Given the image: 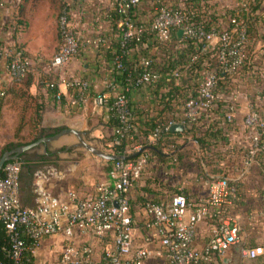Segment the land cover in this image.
<instances>
[{
    "label": "built area",
    "instance_id": "built-area-1",
    "mask_svg": "<svg viewBox=\"0 0 264 264\" xmlns=\"http://www.w3.org/2000/svg\"><path fill=\"white\" fill-rule=\"evenodd\" d=\"M97 1L90 19L85 18L81 2L65 1L66 6L58 15L60 44L46 64L49 71L61 69L86 48L95 51L112 48L114 27L126 54L135 51L130 46L133 41L141 42L146 38L145 46L155 39L168 45L177 34V44L184 45L183 40H193L196 44L202 41V53L218 47L219 67L209 68V63L204 62L199 85L185 101L181 113H174L159 122L146 137L145 144L140 141L130 143L122 154L130 158L113 160L108 171L109 180L100 182L90 197L77 198L71 192L66 199H61L45 194L34 206H24L20 195L21 162H6L0 176V220L8 237L4 247L7 256L12 264H38L35 253L39 243L60 237L61 249L50 264H222L232 246L242 239L241 223L235 214L242 200L240 185L254 167L264 164V155L260 156L264 153V84L260 86L262 79H244L240 74L247 64L251 44L249 28L241 13L248 10L254 0H238L235 15L226 26L220 21L210 29L192 20L191 7L195 0ZM141 6L147 7L149 20L138 18ZM181 29L183 34L180 36ZM124 53L116 54L111 61L112 69L107 70L105 86L110 96L95 90L87 78L75 77L66 81L69 88L77 91L72 99L74 105L92 101L106 111L107 118L112 115L118 118L120 126L115 132L119 137L113 145L119 144L120 139L133 129L135 112L128 93L154 85L162 75L155 68V62L160 60L140 56L132 64L139 70L138 75H128V83L122 88L115 81V71L121 73L125 67ZM3 55L7 59V77L15 83L23 82L32 66L25 50L10 46ZM198 58L199 54H192L190 61L194 63ZM220 72L234 78L220 79ZM166 75L178 83L181 72L174 69ZM48 86H53L52 82ZM5 96V90L1 89L0 115ZM243 111L238 127L237 116ZM201 116L205 119L202 126L197 123L198 127L204 129L214 125L223 129L222 139L218 137L217 144L208 152L211 163L219 167V171L203 176L208 194L199 203L184 192L174 193L166 203L148 201L144 205L145 238L142 242L137 237L138 222L131 211L130 192L156 161L149 145H157L176 124L183 126V132L192 128ZM174 161L177 162L176 158ZM259 188V196L264 201V184ZM258 215L264 230V207ZM207 218L214 219L219 228L199 248L195 242L198 225ZM51 251L52 254L55 252L53 247ZM260 253L264 254V246L260 249L243 247L240 257L255 259Z\"/></svg>",
    "mask_w": 264,
    "mask_h": 264
},
{
    "label": "crops",
    "instance_id": "crops-1",
    "mask_svg": "<svg viewBox=\"0 0 264 264\" xmlns=\"http://www.w3.org/2000/svg\"><path fill=\"white\" fill-rule=\"evenodd\" d=\"M44 0H2L0 5V90L4 89L6 96L2 101L1 115H0V129L13 130L15 132H24L31 129L42 130L48 129L46 126L52 128L55 132H62L66 129H73L80 132L82 137L87 132L96 133L105 129L114 132L112 126L108 124L105 110L94 105L92 101L87 104L72 103V99L76 96V89H71L67 86L66 81L72 78H87L92 87L97 91L107 92L105 81L108 79L107 70L112 69L110 60L106 59L103 52L95 51L91 48L84 49L79 57H76V68L72 71L68 64L61 69L52 72L49 71L45 65L41 68L42 63H46L57 52L60 44L59 30H58V15L61 9L62 2L67 0H55V6L49 9L40 8L39 3ZM80 4L84 11L86 19H90L91 14L94 13V7L98 5L97 0H68ZM208 1V0H206ZM209 2V1H208ZM38 3V4H37ZM37 4V7L33 5ZM214 5V3H210ZM211 12L218 11L214 5ZM220 13V11H218ZM84 16V15H83ZM88 16V17H87ZM138 18L150 19V14L145 6H141L138 10ZM84 19V18H83ZM112 47L116 50V44L119 43V36L117 29H112ZM10 46H17L25 50L26 54L32 61L31 71L38 67L36 60L40 62V69L32 71L26 79L21 83L11 81L6 75L7 59L3 55L4 50ZM33 59V60H32ZM257 63V62H256ZM43 67V66H42ZM66 68V69H65ZM41 72L38 75L36 72ZM44 72V73H43ZM42 77V75H45ZM263 74V73H262ZM264 78V75H262ZM57 81L58 92L61 93L62 98L54 97L48 90V81ZM156 88L143 87L132 93V103L135 112L151 111L157 113L161 108L159 106H152V99L155 97ZM162 91L164 89H161ZM107 95L110 94L107 92ZM242 105L244 102L242 99ZM244 111L237 116V126L240 127ZM141 116L143 117L145 116ZM148 115V114H147ZM91 123V125H90ZM90 125V127H89ZM212 125H208L210 128ZM207 127L201 131H205ZM220 132L223 129L220 126ZM44 131V130H43ZM137 131V129H136ZM57 133L55 135H57ZM68 133L59 134L56 138L42 141L36 146H41L43 152L40 155L30 154L32 149L27 150L21 154V173H20V195L24 206L32 207L36 200L42 195L51 194L61 199H66L69 193L76 194L77 198H87L95 194L97 185L109 180L108 172L106 176L91 187H83L78 181L76 184L69 182L67 176L69 171L59 170L56 162L53 165L44 163L48 158H53L56 153H69L79 143L65 141L61 137ZM240 132H238L239 134ZM76 134V133H75ZM137 134L139 132L137 131ZM53 135V136H55ZM99 136V135H97ZM106 140V145L114 153V145L111 140L112 137ZM234 136V134H233ZM79 137V136H78ZM221 138V136H219ZM188 136L176 138V142L182 144L183 158L181 162H175L171 159V155L157 157L156 161L149 167L139 183L133 187L130 192L132 213L138 222V228H143V221L146 217L144 212V205L142 201L148 199L157 202H169L171 196L176 192H184L195 203H199L204 199L208 190L206 187L204 173L218 172L219 167L211 163V157L200 160L198 155L194 153L195 146ZM146 140L144 135L139 134V139L134 142H143ZM48 144H53L56 148L64 150H50ZM197 145V144H196ZM35 146V147H36ZM33 147V150L34 148ZM128 148V146H127ZM167 149V148H165ZM127 150V149H126ZM167 152V150H165ZM116 155V154H115ZM194 160L199 168H189L188 161ZM208 160V161H206ZM79 163V162H74ZM109 160L108 171L111 167ZM259 166L254 167L252 173L248 174L243 180L241 187L242 200L237 207L235 214L239 217L241 223V241L244 242L243 247L261 248L264 246V230L260 224L259 211L264 207V201L260 198L259 186L263 183L257 184L253 179L261 178L264 181V174L260 173ZM204 170V173H203ZM198 172L193 175L194 172ZM163 174L169 177L176 176L178 180L174 183L170 179H166ZM165 178V179H164ZM92 184L91 182H85ZM87 190V191H86ZM144 199V200H143ZM134 206V207H133ZM218 223L211 218H207L198 225L196 235L197 247H203L216 233L219 226ZM144 231V228H143ZM145 233V231H144ZM137 237L139 238L138 234ZM52 239H60V237H51ZM47 238V239H51ZM145 235L140 236V241L143 242ZM46 240V239H44ZM240 241V242H241ZM62 246V244H61ZM232 250L225 256H229ZM35 258L38 264H41L37 259V252ZM160 264H167L160 263ZM239 264H264V254L260 253L255 259H241Z\"/></svg>",
    "mask_w": 264,
    "mask_h": 264
},
{
    "label": "trees",
    "instance_id": "trees-1",
    "mask_svg": "<svg viewBox=\"0 0 264 264\" xmlns=\"http://www.w3.org/2000/svg\"><path fill=\"white\" fill-rule=\"evenodd\" d=\"M2 0H0L1 5ZM262 3V0H254L248 5V10H243L241 13V16L243 20L248 25L249 33L250 35L256 32L257 23L259 22L258 19L260 18V15L257 12L260 5ZM66 6L65 2H62L61 9ZM191 11H193V21L196 23H202L206 26L207 29L212 28L213 26H216L220 21H226L230 19V17L235 15V9H229L228 11L224 13H218V11L211 12L215 7L214 5H211L206 0H195L194 5L191 7ZM118 17V16H116ZM262 18L264 19V14L262 15ZM115 29V27H114ZM264 38V35H262ZM146 37V36H145ZM143 41V42H142ZM141 42H132L131 47L135 48V51L131 54H126L123 52V49L121 47L120 43L116 44V50L113 51V47L106 50H100V52H103L106 56L107 60L112 61L114 56L116 54H122L124 53L123 63L125 67L122 69L121 73H118L115 71V81L120 84V86L123 88L126 86L127 77L128 75H131V77L137 76L139 73V70L134 69L132 64L139 60L140 56H147L153 58L155 61V68L162 74L160 80L157 83H154V85L149 86L153 87L155 86L156 90L154 92L155 97L152 99V106H159L161 108L157 113L148 111L145 113L140 112L136 113L134 105L132 103V93L129 92L130 96V104L135 112L134 118H133V129L129 131V133H126V135L120 139V143L114 145V153H111L112 155H122L125 154L127 146L139 139V134L144 135L145 137H148L149 134H151L154 130V128L157 126V124L161 121L166 120L170 115L174 113H181V111L184 108L185 101L189 98V95L191 93H194L197 89L200 81V72L203 69L204 62L209 63V68H217L219 67L218 62V47L214 48L211 51H207L202 53L201 47L203 42L199 41L197 44L193 40H183L185 43L177 44L178 42V36L177 34L173 35V39L171 43L168 45L161 44L155 39L150 40L147 45L144 46V42L146 41V38H144ZM249 50V57L247 64L242 67V70L240 74L243 76L244 79H252L253 77H256V74L260 71L257 68L258 64L253 61L252 59V50H253V44H250L248 47ZM81 54V52H80ZM79 54V55H80ZM192 54H199V58L196 62L192 63L190 61V58ZM77 55V57H79ZM1 56V55H0ZM260 65V64H259ZM179 69L181 72V77L179 78L178 83H176L175 78L167 77V72L170 70ZM31 71H29L28 75ZM220 79H233L234 77L223 74L220 72ZM251 74L252 76H250ZM52 82L53 86H48V90L51 94H54L56 98L61 99L58 97V82L57 81H48ZM220 85H222V82H220ZM71 88V87H70ZM73 89V88H71ZM161 89H164L163 91ZM77 94V93H76ZM148 114V115H147ZM143 119L141 116H143ZM205 117L201 116L197 122L193 123L192 128H188L186 131H168L165 135H163L162 139L158 142L157 145H149V150L156 156V157H162L168 156V154L171 155V159H175L177 162H181L183 158V150L185 149L182 144H179L176 142V138L182 137L183 135H187L189 138H191L192 141H194V145L198 146L194 148V153L198 155V158L200 160H204L208 158V152L210 151V147L212 145L217 144V138L222 135L220 132V129H217V126L212 125L210 128H208L205 131H201L200 127L197 126L198 124H201L204 121ZM108 124L113 127L114 134L111 136V140L114 141L116 138L119 137L115 130L119 128L120 122L118 118L115 115H112L111 117L107 118ZM139 134H137V131ZM133 138L130 139L129 135ZM222 137V136H221ZM222 139V138H221ZM224 139V137H223ZM145 144V140L143 141ZM197 144V145H196ZM167 148V149H165ZM167 150V152H165ZM168 153V154H167ZM264 153H260V156H263ZM208 161V160H206ZM112 163V161H110ZM260 173L264 174V164L260 163L259 168ZM204 173V170H203ZM3 175V172L0 173V176ZM205 175V173H204ZM264 178V177H263ZM232 183H236L235 181H232ZM238 184V182L236 183ZM242 185H240L241 187ZM179 191H176L175 193H178ZM144 200V199H143ZM148 201L153 200H144L142 201V204L145 205ZM132 211V209H131ZM8 243V237L6 235L5 226L0 220V262L3 264H12L11 259L7 256V253L4 249V247Z\"/></svg>",
    "mask_w": 264,
    "mask_h": 264
},
{
    "label": "rangeland",
    "instance_id": "rangeland-1",
    "mask_svg": "<svg viewBox=\"0 0 264 264\" xmlns=\"http://www.w3.org/2000/svg\"><path fill=\"white\" fill-rule=\"evenodd\" d=\"M208 1L209 3H214V5L218 8V11H220V13H224L229 9H233L236 6L238 0H208ZM55 2H56L55 0H44L42 1V3L38 2L39 4L38 3L37 4L42 9L43 8L49 9L50 5L51 6L53 5L55 7L57 6L55 5ZM37 4L33 6L37 7ZM256 13L260 15V18L258 19L259 22L257 23L258 29L256 30V32L251 34V44H253L252 59L258 64L257 68H253V69H258L260 73L258 72V74H256V77H253L251 74L249 75L252 76V79H262L263 81L262 80L260 81V86H262V84H264V78L262 76L264 75V38L262 36L264 35V19L262 18V15L264 14V0H262V3ZM223 24L224 26H226L227 22L223 21ZM75 62H76V58L72 59L68 63V64L73 63V65L70 66L71 71L77 67ZM36 63L38 67L34 69L39 70L40 62L36 60ZM45 65L46 63L43 62L42 63L43 67L41 66V68L44 69ZM34 69L32 71H34ZM32 71L30 73H33ZM36 73L38 75L41 74L40 71ZM45 76L46 74L42 75V77ZM46 128L48 129H44V128L42 130L31 129L29 131H24V132H18V131L15 132L13 130L11 131V130L0 129V157L6 150H10L18 146H23L33 143L37 141L39 138L53 137V135L57 133L53 131L52 128H50L49 126H46ZM110 136H111V132H108L105 129H101V131L96 133V136H94L93 132H87L85 133V136L82 138L88 145L95 148L96 150L102 151L107 154H111L113 153L112 150L108 148V146L105 144L106 140ZM61 139H65V141H68V143H71L70 141L74 140V142L77 141V143L79 144L76 147H74L71 152L56 153L54 154L53 158L52 157L48 158V161L45 160L44 163H47L49 164V166H51L53 165V163L56 162L57 167L60 168L59 170L69 171L70 174L67 177L69 179V182H71V185H73V183L76 184L78 181H81L80 184L84 188L87 186L91 187L96 183H99V181L106 176L108 172L109 160L100 157L99 155L88 149L86 146H84L81 143V140L78 137V135L75 133L65 134L61 137ZM48 147H49V151L57 150V149L64 150L61 148L54 147L53 144H48ZM31 149L32 152H30V154L33 155H40L43 152L42 145L36 146L34 150L33 148ZM74 162H79V163H74ZM195 163L197 162H195L194 160L188 161V164H190L188 167L189 168L193 167L194 169L199 168V166ZM197 173L198 172L195 171L193 175ZM164 176L166 179L168 180L170 179L173 182L174 181L176 182L178 180L176 176L166 177V175L163 174V177ZM253 180L255 183L264 184V181L261 178H256V180L255 179ZM85 182H89V183L91 182L92 184H87ZM137 234L140 239V236L144 235L143 229L138 228ZM51 247H53L55 251L53 254L51 251ZM60 249H61V241L59 238L42 240L39 243L36 250L37 259L38 261L41 262V264H50L53 257H55V255L60 251Z\"/></svg>",
    "mask_w": 264,
    "mask_h": 264
},
{
    "label": "water",
    "instance_id": "water-1",
    "mask_svg": "<svg viewBox=\"0 0 264 264\" xmlns=\"http://www.w3.org/2000/svg\"><path fill=\"white\" fill-rule=\"evenodd\" d=\"M183 34V29H181L179 31V35L181 36ZM183 130V126L181 124H176L173 127H171V131H182ZM65 132H75L80 140L81 143L86 146L88 149H90L92 152L96 153L97 155H99L100 157L106 159V160H117V159H128L130 158L129 156H123V155H110L107 153H104L102 151L96 150L95 148L91 147L90 145H88L82 138V135L80 132H77L73 129H66L60 133H58L57 135L53 136V137H46V138H42L38 141H35L33 143L27 144V145H23V146H18L15 147L13 149L10 150H6L2 156L0 157V173L3 172V168L6 162L10 161V160H20L21 159V154L33 147H35L36 145H38L39 143H41L42 141H47L53 138H56L59 134L65 133ZM244 246V242H238L236 244H234L232 246V253L225 257L222 261V264H239L240 261V251L242 250Z\"/></svg>",
    "mask_w": 264,
    "mask_h": 264
},
{
    "label": "flooded vegetation",
    "instance_id": "flooded-vegetation-1",
    "mask_svg": "<svg viewBox=\"0 0 264 264\" xmlns=\"http://www.w3.org/2000/svg\"><path fill=\"white\" fill-rule=\"evenodd\" d=\"M40 139H42V138H39L38 140H40ZM38 140H37V141H38Z\"/></svg>",
    "mask_w": 264,
    "mask_h": 264
}]
</instances>
